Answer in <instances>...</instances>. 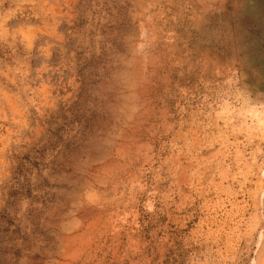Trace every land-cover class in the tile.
Segmentation results:
<instances>
[{
  "label": "rangeland",
  "instance_id": "obj_1",
  "mask_svg": "<svg viewBox=\"0 0 264 264\" xmlns=\"http://www.w3.org/2000/svg\"><path fill=\"white\" fill-rule=\"evenodd\" d=\"M264 0H0V264H264Z\"/></svg>",
  "mask_w": 264,
  "mask_h": 264
},
{
  "label": "clouds",
  "instance_id": "obj_2",
  "mask_svg": "<svg viewBox=\"0 0 264 264\" xmlns=\"http://www.w3.org/2000/svg\"><path fill=\"white\" fill-rule=\"evenodd\" d=\"M244 134H246L249 139L255 138L264 141V116L261 117L256 125L246 127L244 129ZM259 190L261 193H264V180H262Z\"/></svg>",
  "mask_w": 264,
  "mask_h": 264
}]
</instances>
